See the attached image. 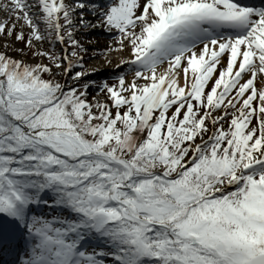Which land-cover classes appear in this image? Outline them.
<instances>
[{
    "label": "snow or ice",
    "instance_id": "6c2138e0",
    "mask_svg": "<svg viewBox=\"0 0 264 264\" xmlns=\"http://www.w3.org/2000/svg\"><path fill=\"white\" fill-rule=\"evenodd\" d=\"M0 264H264V0H0Z\"/></svg>",
    "mask_w": 264,
    "mask_h": 264
},
{
    "label": "rangeland",
    "instance_id": "374dc122",
    "mask_svg": "<svg viewBox=\"0 0 264 264\" xmlns=\"http://www.w3.org/2000/svg\"><path fill=\"white\" fill-rule=\"evenodd\" d=\"M117 54H119V53H112V54H111V55H112V58L114 59V57H115ZM115 58H116V57H115ZM91 63H94V64L99 63L100 66H103V61L101 60V58H99V61H92Z\"/></svg>",
    "mask_w": 264,
    "mask_h": 264
},
{
    "label": "bare ground",
    "instance_id": "6f19581e",
    "mask_svg": "<svg viewBox=\"0 0 264 264\" xmlns=\"http://www.w3.org/2000/svg\"><path fill=\"white\" fill-rule=\"evenodd\" d=\"M101 47H103V44L101 43ZM118 55H120V54H117L115 57H117ZM115 57H114V59H115ZM101 58V60L103 61V57H100Z\"/></svg>",
    "mask_w": 264,
    "mask_h": 264
}]
</instances>
